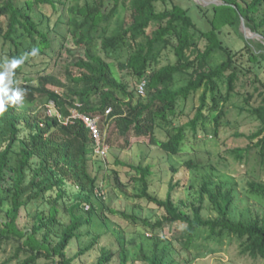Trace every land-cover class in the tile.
Returning a JSON list of instances; mask_svg holds the SVG:
<instances>
[{
    "label": "trees",
    "instance_id": "16d2710c",
    "mask_svg": "<svg viewBox=\"0 0 264 264\" xmlns=\"http://www.w3.org/2000/svg\"><path fill=\"white\" fill-rule=\"evenodd\" d=\"M159 1L162 0H0V40L3 41L0 74H5L0 82V99L13 95L15 89L23 92L20 105L8 103L0 113V248L4 242H18V253L28 254L22 264H36L42 258L52 264H73L74 257H68V249L81 238L80 231L92 225L95 214L100 218L103 215L95 201L102 200L95 193L97 178L89 171V160L95 152L91 133L82 122L63 126L48 117L50 102L65 116L77 102L81 103L82 112L96 117L110 111L107 122H113L119 136L126 138L133 131L137 137H149L150 143L164 152L178 155L187 130L196 136L200 127L208 132L207 121L211 119L217 135L226 114L225 104L236 92L240 73L250 71L239 63V56L249 55L254 65L260 64L261 55L253 51L249 40L243 39L244 48L232 52L224 46L220 34L226 27L239 29L243 18L246 27L264 36V0H220L222 4L209 9L198 5L205 13L213 12L212 29L207 31L198 29L189 9L175 5L172 10L158 11ZM120 3L126 8V15L108 35L103 25L118 15ZM46 6L58 16L55 22L44 14ZM192 30L208 41L205 50L198 46ZM70 40L76 50L83 51V56L66 69L73 88L51 75L48 69L57 63L58 58L52 54H61ZM33 48L39 49L35 56L30 55ZM169 48L174 51L176 61L155 70L160 56ZM122 50H127L128 57L118 66L137 80L132 89L127 82L116 78L112 64L105 59ZM218 50H224L228 59L212 67L210 59ZM20 57H24L23 63L11 69L7 67L8 62ZM26 66H41L42 73L38 72L34 79L32 72L25 70ZM144 80L146 94L140 97L138 86ZM180 81L184 84L178 86ZM223 84L227 88L225 94L221 90ZM201 90L195 117L182 126H173L180 102L189 101ZM258 90L260 105L253 107L252 97L246 98L245 103L248 112L260 123L259 129L249 136L251 144L247 148H238L232 153L242 160L256 149L264 164L263 82ZM38 102L42 103L40 109L36 107ZM41 110L45 115H36ZM32 114L35 116L28 119ZM158 130L166 131L167 140L157 138ZM56 131L63 138L59 142L48 139ZM186 165L197 167L193 161ZM131 168L138 174L134 181L142 184L137 198L165 212L155 225L147 223L153 232L165 225L179 226L181 242L188 248L197 230H208L212 236L238 240L243 256L264 260V219L232 220L233 190L223 191L220 186L214 191L205 182L201 204L193 205L189 213L174 200L176 186L172 184L167 198L161 200L150 193V168ZM250 187L253 193L264 197V183L251 182ZM205 195L218 215L215 219L202 216ZM60 205L68 212L70 223L58 233ZM84 205H89L88 211L83 210ZM31 208L36 210L34 223L31 228L21 229L18 223L21 212L25 210L29 215ZM103 220V225H110L108 219ZM52 234L57 236L55 242ZM114 235L119 243V262L128 264L123 237L118 231ZM96 240L98 237L77 256L90 250ZM169 252L167 245L155 244L151 254L143 252L142 264H174L167 261ZM112 258L105 253L98 264H107Z\"/></svg>",
    "mask_w": 264,
    "mask_h": 264
},
{
    "label": "rangeland",
    "instance_id": "374dc122",
    "mask_svg": "<svg viewBox=\"0 0 264 264\" xmlns=\"http://www.w3.org/2000/svg\"><path fill=\"white\" fill-rule=\"evenodd\" d=\"M215 4L220 5L222 2L220 0H162L157 3V8L158 11L172 10L175 5H178L184 9H189L198 29L207 31L212 29L210 20L213 18V12L205 13L199 9L198 5L209 9ZM43 12L50 16L53 22L58 18L49 6H46ZM126 12L125 6L120 3L118 15L111 22L103 25L108 35L112 34V31L119 26ZM262 14L263 11L260 12V15ZM262 31L264 32V28ZM192 32L196 34L195 41L198 46L205 50L208 44L206 38L201 37L196 30H192ZM252 33L245 35L240 24L239 29L226 27L220 34L224 46L230 48L232 52H238L244 48L243 39L249 40L253 51L261 55L262 59L260 64L254 65V62L249 60V55L239 56V63L250 71L240 73L236 92L225 104L226 114L216 136L214 135L216 125L210 119L207 121L208 132L200 127L196 136L190 129L187 130V138L181 152L178 155H171L152 145L149 137H137L133 131L126 138L119 136L113 122H107L109 114H96L100 119L103 141L109 146V154L104 159L94 152L91 157L92 160H89V171L93 178H97L95 193L102 200L99 202L95 199V201L96 205L101 208L102 212L100 213L103 215L100 218L98 214H95L92 225L84 227L80 231L81 238L74 241L68 249V257H74L73 264H98L100 257L105 253H109L113 257L112 261L107 264H120L119 243L114 235L117 231L123 237L128 264H142L143 252L151 254L155 244L158 243L160 247L165 245L169 247L168 263L264 264L263 259L243 256L238 240L227 237L219 238L217 235L212 236L208 230H197L192 244L188 248L181 242L182 231L179 226L165 225L162 230L153 232L147 223L155 225L157 221L163 219L165 212L155 204L137 198V195L141 193L142 184L134 181L138 174L131 168V166L150 168V193L161 200L167 198L172 184L176 186L173 194L174 200L176 204L189 213L192 212L193 205L199 206L201 204L202 186L205 182H209L210 189L214 191L220 186L223 191L233 190L235 200L230 211L232 220L251 222L264 219V197L253 193L250 187L251 182L264 183L262 158L256 149L251 150L242 160L237 159L232 153L235 149L247 148L251 144L249 136L255 133L260 126V123L248 112L249 107L245 103L246 98L252 97L251 105L253 107L260 105L261 97L258 89L262 82L264 83V36L256 33L258 37H255L251 35ZM2 46L3 41L0 40V50ZM82 56L83 51L76 50L72 46L71 40L68 41L61 49V54L57 52L52 54L53 58L57 57L58 59L56 64L48 68L49 73L66 83L69 88H73L74 86L68 80L66 69ZM127 57V50H122L113 54L111 58L105 57V59L112 64L116 78L119 81L127 82L132 89L137 80L127 75L118 66V63L126 61ZM6 59L10 60L9 58ZM227 59V53L224 50H218L211 57L210 65L217 67ZM175 61V53L169 48L160 56L159 63L154 69L159 70ZM25 70L32 72L34 79L37 78L38 72L42 73L41 66L38 68L26 66ZM183 84L184 82L180 81L178 86ZM221 90L223 94L226 93L225 84L221 85ZM202 91L191 97L189 101L180 102L173 126H182L195 117L197 107L200 105L199 97ZM14 99L13 95L6 97L4 99L5 105L8 103L20 105V100L12 102ZM208 103L211 104L210 99H208ZM36 107L40 109L42 103L38 102ZM41 113L43 110L40 113L36 111V115ZM28 116L29 119L35 115ZM156 135L160 140H167L165 130H158ZM48 139L59 142L63 138L56 131ZM125 140L128 142L127 145ZM188 161H193L197 167L189 168L186 165ZM74 193L76 194V192ZM7 209L8 207H6ZM59 209L58 219L61 222L56 226L58 233L70 223L69 214L64 206L60 205ZM88 209L89 205H84L83 210L88 211ZM35 213V208L30 209L29 215L26 214L25 210H22L18 222L21 229L32 227ZM202 216L205 219H215L218 216L207 195L203 201ZM105 218L110 221L109 226L103 225L102 221ZM42 234L43 232L38 234L37 238L41 239ZM96 237L98 240L95 241L93 247L84 254L77 256ZM51 239L55 242L57 236L52 234ZM18 245L19 243L14 241L3 243L0 248V264H22L28 258V254L24 251L18 253ZM36 264H52V262L42 258Z\"/></svg>",
    "mask_w": 264,
    "mask_h": 264
},
{
    "label": "built area",
    "instance_id": "2783aa9c",
    "mask_svg": "<svg viewBox=\"0 0 264 264\" xmlns=\"http://www.w3.org/2000/svg\"><path fill=\"white\" fill-rule=\"evenodd\" d=\"M146 84L147 82L145 80L139 84L138 93L140 96H145ZM50 104L48 105L47 111L48 117L55 118L63 126L75 125L77 122H82L91 133L95 154L104 159L107 157V154H109V146L103 141L99 117L82 112V105L78 102L69 108V115L67 116L62 114L54 102H50ZM109 112L107 111L106 114H109Z\"/></svg>",
    "mask_w": 264,
    "mask_h": 264
},
{
    "label": "clouds",
    "instance_id": "9594fccd",
    "mask_svg": "<svg viewBox=\"0 0 264 264\" xmlns=\"http://www.w3.org/2000/svg\"><path fill=\"white\" fill-rule=\"evenodd\" d=\"M38 52H39L38 48H33L30 55L35 56L38 54ZM23 61H24V57H20L19 59H13L7 63V67L9 69L14 68V67L18 66L19 64L23 63ZM4 78H5V74H0V82H2ZM13 96L15 99L12 102L18 101V100L22 99L23 92L20 89H15V90H13ZM3 111H5V101L0 99V113H2Z\"/></svg>",
    "mask_w": 264,
    "mask_h": 264
},
{
    "label": "water",
    "instance_id": "95a60500",
    "mask_svg": "<svg viewBox=\"0 0 264 264\" xmlns=\"http://www.w3.org/2000/svg\"><path fill=\"white\" fill-rule=\"evenodd\" d=\"M241 29L243 30V33L245 34V35H248L249 33H252L251 31H250V29H248L247 27H246V25H245V21H244V19L242 18V20H241ZM251 35H253V36H255V37H258V34H256V33H252ZM248 38V37H247Z\"/></svg>",
    "mask_w": 264,
    "mask_h": 264
}]
</instances>
